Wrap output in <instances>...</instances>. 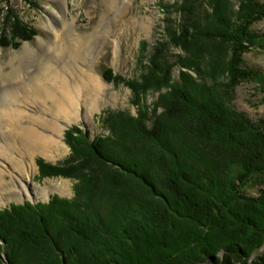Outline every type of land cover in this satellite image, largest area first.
Masks as SVG:
<instances>
[{
	"label": "trees",
	"instance_id": "16d2710c",
	"mask_svg": "<svg viewBox=\"0 0 264 264\" xmlns=\"http://www.w3.org/2000/svg\"><path fill=\"white\" fill-rule=\"evenodd\" d=\"M174 10L168 40L125 82L138 115L107 110V136L70 129L66 160H37L43 176L74 179V197L0 209V264H264V120L231 105L243 82L264 89L244 59L264 49V1Z\"/></svg>",
	"mask_w": 264,
	"mask_h": 264
},
{
	"label": "rangeland",
	"instance_id": "374dc122",
	"mask_svg": "<svg viewBox=\"0 0 264 264\" xmlns=\"http://www.w3.org/2000/svg\"><path fill=\"white\" fill-rule=\"evenodd\" d=\"M177 2L182 0H114L113 4H108V0H0L1 74L14 70L17 74L25 72L29 67L26 62L21 59L13 60V58L19 57L26 49L40 50L41 42H50L58 34L61 40H55L54 47L59 43L62 44L63 38L66 42L69 40L73 42L83 40L86 41L84 44L88 42L90 48L88 68L100 82L103 81L101 83L104 87L96 93L95 104L82 105L76 120L64 122L61 119L59 121L60 124L66 125L62 138L54 137L60 141L59 148L53 147L47 155L41 153L32 155L30 152L28 155H23L19 151L13 152V156L17 157L26 168L23 181L24 186L28 188L29 197H17L18 199L12 197L8 200L7 195L2 194L0 209L10 207L11 204L21 205L27 202L46 204L55 196L68 199L74 197L76 181L65 177L43 176L37 160L41 159L47 164H58L66 160L71 154L66 134L70 129L77 128L84 133L88 132L91 141H94L97 136H107L109 130L104 128L100 119L107 110H121L129 112L132 116L138 115V106L133 104V92L125 82L140 77L144 64H148V58L154 53L158 44L168 40L165 28L169 14L172 18L176 17L174 4ZM253 30L264 35V19L257 22ZM181 53L184 55L179 47L171 44L167 56L175 62ZM81 58L84 57H78V59ZM244 59L247 68L264 74L263 48L252 49L244 55ZM66 63L72 68L75 60L72 59ZM29 70L30 73L34 71L32 68ZM102 73L106 74L107 79ZM173 76L178 79V67L174 68ZM159 95V91L150 92L143 99V103L146 102L152 107ZM19 105H21L20 102ZM231 105L245 113L254 122L264 120V89L256 82H243L236 88ZM26 121V119L23 120L24 124ZM151 121L148 123L151 124ZM4 142V137L0 135V144L3 145ZM3 171L8 179L3 183L6 187L3 192L4 190L9 192L10 187L7 185H10V181L14 178L13 170L7 167L3 168ZM51 179L67 180L65 191L62 193L55 190L51 194L36 197L33 186H44L46 181L49 183L48 180ZM18 189L19 186L16 187V190ZM253 194L257 192L254 191ZM261 253H264V247L260 250L259 254ZM2 257L5 259L6 254L2 253ZM206 264L216 263L212 259Z\"/></svg>",
	"mask_w": 264,
	"mask_h": 264
},
{
	"label": "bare ground",
	"instance_id": "6f19581e",
	"mask_svg": "<svg viewBox=\"0 0 264 264\" xmlns=\"http://www.w3.org/2000/svg\"><path fill=\"white\" fill-rule=\"evenodd\" d=\"M113 2L108 0V4ZM55 40H61L58 34L50 42H41L40 50L26 49L19 57L13 58L21 59L29 66L22 74H17L16 70L0 73V135L5 141L3 145L0 144V195H7L8 200L12 197H29L23 181L26 168L13 156V152L47 155L53 147L59 148L60 141L54 137L62 138L66 126L59 121L76 120L82 105L95 104L96 93L104 88L103 81L100 82L88 68V42H66L63 38L64 42L54 47ZM80 56L84 58L78 59ZM72 59L75 64L70 68L66 62ZM30 68L34 69L31 73ZM24 119L27 120L25 124ZM7 167L12 168L14 178L7 185L9 192H3L6 189L3 183L8 181L3 168ZM48 182L44 186H33L36 197L55 190L63 193L68 181L51 179ZM17 186L21 191L16 190Z\"/></svg>",
	"mask_w": 264,
	"mask_h": 264
}]
</instances>
